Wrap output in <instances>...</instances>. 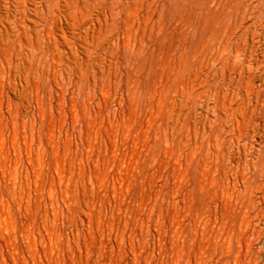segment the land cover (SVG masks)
I'll return each mask as SVG.
<instances>
[{"label":"bare ground","instance_id":"1","mask_svg":"<svg viewBox=\"0 0 264 264\" xmlns=\"http://www.w3.org/2000/svg\"><path fill=\"white\" fill-rule=\"evenodd\" d=\"M248 133L264 140V0H0V264L27 262L6 255L12 206L44 264L60 201L128 242L125 264H264Z\"/></svg>","mask_w":264,"mask_h":264},{"label":"rangeland","instance_id":"2","mask_svg":"<svg viewBox=\"0 0 264 264\" xmlns=\"http://www.w3.org/2000/svg\"><path fill=\"white\" fill-rule=\"evenodd\" d=\"M235 137L236 136H234V139L232 142L235 141ZM247 139H248V141H246V142L249 143V145H251L253 147V150H252L253 155L255 157H257L260 154L261 157L262 156L264 157V140L261 139L257 135H255V137H253L252 133H251V135L249 133L247 134ZM35 166H38V163H37V165H34V167ZM35 169H37V168H35ZM43 169L46 172V168H43ZM232 170H233L232 171L233 174H236L238 176L240 174H243V173L248 175L249 173H251L253 171V163L251 160L246 161L244 159L240 163V166H238L237 163L232 165ZM232 172H230V174H232ZM34 178H36V180ZM34 178H32L34 180V182H32V180H31V184H34L36 188L33 187L34 185H31V184L28 187L29 192H31V194H32V197H35L36 193H38V192L40 193L37 195L38 197H48V192H47L46 188L44 187V183L46 182V177L44 175L42 176V174H41V176L34 177ZM59 183L60 182H58V180H57V184H59ZM61 184H64V181L61 182ZM67 184H69L68 181H67ZM72 184L73 185H71V183L69 184L71 187V190H75V192L79 196V198L81 197L80 201H83L82 199L84 198L83 197L84 193H83L82 189L80 187H78L77 184H74V183H72ZM58 186L59 185H57V188H58ZM117 186H118V188H117V190H118L117 195L118 196H116V199H118L119 197L121 198V195L123 192L128 193V191H126L127 189L124 187V185H120V186L117 185ZM28 188L26 187V190ZM34 188H35V190H34ZM124 189H126V190H124ZM59 191H60V189L58 188L56 194L60 197V195L62 193H60L61 191L60 192ZM33 193H34V195H33ZM119 193H121V194H119ZM100 194H101V196H103L104 192L100 191ZM120 198L118 199L119 201H120ZM61 202L62 201H60V203H59L60 204L59 207L62 211H59L58 214L59 215L61 214L60 215L61 229L63 230V232L57 233V235L55 237H53L49 241H47L46 246L48 247V249H47L48 255L46 257H44V255H42V253L40 252L37 254L38 260L41 259L42 261H44L43 262L44 264H125L124 254H126L127 256L132 255L128 242H125L123 244L119 239H117L115 237L114 234L111 233V231L106 226L102 225V222L100 220H98L97 218L94 219L92 214L88 210H86L84 207L79 208V206H78V208H76L77 203H75V201H74V203L76 206L75 205L73 206L74 203H72V202H68L69 203L68 205H67V203L62 202L65 205V206H62ZM96 207L100 208L101 205L96 204ZM107 207L104 208L105 211L108 210ZM69 208H71V209L73 208V210L76 209V214L79 217V219L76 220L74 226H78L79 229H77L74 226H71V223H69L70 222L69 216L71 213V212H69ZM12 209L15 212L14 214H16L15 215L16 219H14V220H16V222L14 224H12V222L14 220L11 222L5 216H3V218H5L6 221H5V219L4 220L2 219V221H4V223H3L4 225L3 224L2 225L5 226L2 229H5V230H2L1 233L6 237L7 240H9L8 242H10V245H11L10 250H8L7 248L5 249L7 252V254H6V252H5V254L8 255V253H10L11 250L12 251H11L10 255L11 254L14 255L15 253L24 254L25 258L27 259L26 264H33V263L35 264V262H33L31 260V258H29L27 252L25 251V248L23 247V245H25L23 242H25L27 240H25L23 235L20 234L21 233V231H20L21 230V227H20L21 221L20 220H21V217L24 216V213H22L23 210L20 211V215H19L18 209L16 207L12 206ZM43 210H44V206H43ZM84 214H85V216H84ZM17 216H19V217H17ZM81 219H83V222H80ZM8 224H10V226ZM12 237H13V239L15 238L14 241L12 240ZM119 241H120V243H119ZM36 243L38 246H40V243H38V242H36ZM40 248H42V247L40 246ZM155 255H157V253H155ZM13 263H15V262H13Z\"/></svg>","mask_w":264,"mask_h":264}]
</instances>
